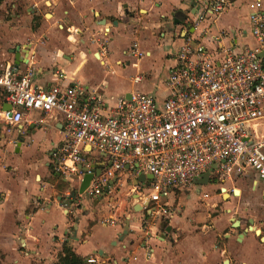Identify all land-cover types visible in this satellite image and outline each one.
<instances>
[{"label": "crops", "instance_id": "1", "mask_svg": "<svg viewBox=\"0 0 264 264\" xmlns=\"http://www.w3.org/2000/svg\"><path fill=\"white\" fill-rule=\"evenodd\" d=\"M185 1L0 0V69L7 62L14 64L16 56L18 68L24 70L34 55L39 87H53L58 69L64 74L59 85L78 84L105 94L106 82L93 81L97 69L101 73L106 65L114 71L132 67V82L140 84L151 78L158 62L164 87L186 40L201 43L217 58V38L224 34L222 43L234 44L248 28H237L232 36L233 29L224 26L242 0H231L227 11L196 28L192 6L182 10L185 20L175 16ZM253 3L247 4V23ZM157 88L143 93L157 99ZM133 92V84L125 86L117 98ZM104 99L101 114L106 116L116 99ZM41 118L38 125L26 124ZM62 123L59 115L33 111L10 132L0 127V264H56L65 244L84 264L89 258L97 264H264V183L252 174L177 191L169 197V216L159 220L142 209L152 176L135 175L129 168L109 182V192L98 197L76 194L71 200L81 180L55 176L50 158L62 146ZM85 158L95 169L106 162L94 151ZM111 219L113 224H107ZM149 225L151 239H146Z\"/></svg>", "mask_w": 264, "mask_h": 264}, {"label": "built area", "instance_id": "2", "mask_svg": "<svg viewBox=\"0 0 264 264\" xmlns=\"http://www.w3.org/2000/svg\"><path fill=\"white\" fill-rule=\"evenodd\" d=\"M231 5V0H193L194 27ZM246 34L252 45L242 41ZM224 37L217 38V58L201 43L186 40L168 69L161 101L136 91L129 99L117 98L106 116L99 90L59 85L64 74L58 69L55 85L45 90L36 82L34 55L24 70L7 62L0 69V127L10 132L33 111L59 115L62 146L50 154L53 174L68 182L81 180L80 168L89 166L86 154L105 156L101 173L84 193L98 197L126 168L135 175L148 173L152 181L142 209L154 220L169 216L173 193L194 188L206 174L219 182L252 174L264 183V0L254 1L248 28L234 44L224 45ZM151 234V225L146 226V239Z\"/></svg>", "mask_w": 264, "mask_h": 264}, {"label": "rangeland", "instance_id": "3", "mask_svg": "<svg viewBox=\"0 0 264 264\" xmlns=\"http://www.w3.org/2000/svg\"><path fill=\"white\" fill-rule=\"evenodd\" d=\"M252 1L253 0H242L240 4L236 5L233 8V10L230 12L229 18L226 20V22H224V26H226L227 29H233V31L231 32L232 36H235L237 28L239 29L242 26L248 27V23L246 20L247 19V4L251 3ZM38 20L39 18L35 17L34 19L35 23H38ZM217 28H219V26H217ZM244 42L249 45H252L254 43L250 37H248ZM102 69H103V72L101 73H99L98 69L96 70L98 73L93 79V81L96 83L100 82V80L106 82V85L108 86V88L107 90L105 88L106 93L105 94L103 93L106 99H117L118 91L121 88L125 86H130L132 84H133V91H139V92L151 91L153 90V86L156 85L158 87L156 90L157 95H158L157 96L158 101H160L165 94L164 87H161L160 85L163 79V73H162L163 69H162V66L158 62L152 69V72L150 74L151 78L148 79L146 82H143L140 84H134L132 82L133 77L135 76V73H136L135 69L132 67L128 69L127 66H121L120 69H118V71H114V68L112 66L106 65V66H103ZM88 75L89 74H87L86 76ZM98 85H101V84H98ZM89 89L92 90L93 88H89ZM107 92L109 94H107ZM161 219H164V218H161ZM160 232H162V230H160Z\"/></svg>", "mask_w": 264, "mask_h": 264}, {"label": "water", "instance_id": "4", "mask_svg": "<svg viewBox=\"0 0 264 264\" xmlns=\"http://www.w3.org/2000/svg\"><path fill=\"white\" fill-rule=\"evenodd\" d=\"M193 4V0H186L185 2L182 3V6L179 10L176 11L175 13V16L176 17H181L183 20L186 19L185 15L183 14L184 12L182 10H188V8ZM11 54H16V55H19V53H17L15 50H12L11 51ZM15 65H19L18 61H17V57L15 56V62H14ZM127 98L129 99V96H127ZM81 172L83 173V176H82V179H81V182H80V185L78 187V189L75 191L73 190L70 194V198L71 200H73L75 198V195L77 194L78 196H83L86 189L88 188L89 184H90V181L93 179L94 176H99V174L101 173V168H93V167H90V166H82L80 168ZM142 178H145L147 176L145 175H141ZM139 180V179H138ZM209 183V179H208V175H204L200 180H197L195 182V185L197 186H203L205 184H208ZM224 191V190H223ZM235 194H237V191L235 192ZM232 223H233V227L234 228H237L238 227V222L235 221L234 219H231ZM128 223V221H127ZM127 227H125V230L123 232V234H127ZM248 230L250 231H254V233L257 235V236H260V231L257 230V229H254L252 226H249ZM170 231L169 228H166V232ZM241 235V234H240ZM260 240L261 241H264V235H262L260 237Z\"/></svg>", "mask_w": 264, "mask_h": 264}, {"label": "trees", "instance_id": "5", "mask_svg": "<svg viewBox=\"0 0 264 264\" xmlns=\"http://www.w3.org/2000/svg\"><path fill=\"white\" fill-rule=\"evenodd\" d=\"M56 264H84V262L65 244Z\"/></svg>", "mask_w": 264, "mask_h": 264}]
</instances>
